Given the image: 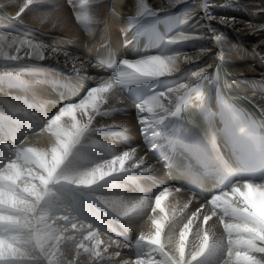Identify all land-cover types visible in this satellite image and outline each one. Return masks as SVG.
<instances>
[{
    "label": "bare ground",
    "instance_id": "obj_1",
    "mask_svg": "<svg viewBox=\"0 0 264 264\" xmlns=\"http://www.w3.org/2000/svg\"><path fill=\"white\" fill-rule=\"evenodd\" d=\"M152 56L166 73L138 75ZM216 66L232 105L262 126L264 0H0V214L22 226L0 228V264H264L244 243L248 213L264 215V172L203 196L166 170L182 97L202 78L219 119ZM61 139L71 146L44 185Z\"/></svg>",
    "mask_w": 264,
    "mask_h": 264
},
{
    "label": "snow or ice",
    "instance_id": "obj_2",
    "mask_svg": "<svg viewBox=\"0 0 264 264\" xmlns=\"http://www.w3.org/2000/svg\"><path fill=\"white\" fill-rule=\"evenodd\" d=\"M26 6V5H25ZM24 11V7L20 8V11L16 14V15H20V13H22ZM183 39H187L188 37H182ZM41 58H43V56H41ZM168 59H173L172 57H169ZM124 65H128L129 67H131V64L129 63V61L125 60L121 62ZM137 63L143 64L145 65V67L139 71L138 75H145V76H158V75H164L166 72L163 70L164 68V63L161 60L160 57L157 56H152V57H148L146 59H144L143 61H139ZM181 87H183V85H181ZM103 89H101L102 91ZM92 92H96L97 89L93 88L91 89ZM169 91H173V89L169 90ZM159 95L163 96L164 93H160ZM83 104V102H81ZM69 109L73 108V105H68L67 106ZM65 111L64 108L60 109V112L63 113ZM59 117H55L54 120H58ZM49 123H53V121H49ZM68 135V134H66ZM60 145H61V152L62 154L58 153L56 149L53 150V156H52V163L50 166H47L45 168V171L47 173L46 176H40L39 179L41 181L42 184L44 185H48V183L50 181H53L55 178L53 176L54 173H56L57 167L58 165L61 163V160L63 159V156H66V154L69 151V148L71 146L70 141L68 140H63L61 139L60 141ZM29 151H31V149H29ZM125 155H127L125 153ZM121 159V163H123V159ZM64 179H67V177H64ZM58 182V181H57ZM70 182V181H69ZM92 181H89V183H91ZM25 192H28L30 195H35L37 201L43 199V197L45 196V194L47 193V188L44 189L43 194L41 192H36L34 188L29 189V188H25L24 189ZM217 198L213 197V201H215ZM21 204L25 203V201L21 200L20 201ZM156 203L157 205L160 204V196L156 197ZM19 211V210H18ZM248 215L250 217H252L251 223L252 226L251 227H247L246 231L250 234L249 238L247 240L244 241L245 245H247V247L249 248L250 251L252 252H256V253H264V246H258L255 241L256 240H260L262 242H264V215H257V213L255 212H249ZM13 216H4L3 214H0V221H9L8 225H0V228H4L7 231H11L17 228L22 227L19 224V221H15L13 223ZM64 219H67V217H65ZM205 220H208L209 217L205 216L204 217ZM73 227H75V225H73ZM189 225H184V230L181 231V239L183 241V238L186 235L187 229H188ZM226 227H232V225H226ZM160 236V226L159 224H157V231L154 237L151 238V243L155 244L158 242ZM143 239V237H142ZM204 241L205 244L201 246L200 251L196 254H194L192 256V259H195L198 255L202 254L205 250H206V246H207V241H208V236L205 235L204 236ZM0 244H3V239L0 238ZM8 247L10 249H12V254L11 257L12 259L18 258V256L22 257V253H20L19 249H15L13 248V246L10 244L8 245ZM180 253L181 256H183L184 253V248L183 245H181L180 247ZM242 253L237 252L236 255L239 257ZM244 259L246 261H248V264H260L259 261H257L255 259L254 256L248 255L247 253H244ZM5 259L4 253L3 251H0V260Z\"/></svg>",
    "mask_w": 264,
    "mask_h": 264
},
{
    "label": "rangeland",
    "instance_id": "obj_3",
    "mask_svg": "<svg viewBox=\"0 0 264 264\" xmlns=\"http://www.w3.org/2000/svg\"><path fill=\"white\" fill-rule=\"evenodd\" d=\"M246 9L249 10V7L246 6ZM77 49H80V47L78 46ZM0 153H1V150H0ZM106 238V237H105Z\"/></svg>",
    "mask_w": 264,
    "mask_h": 264
}]
</instances>
